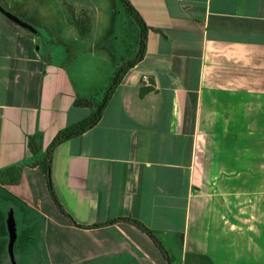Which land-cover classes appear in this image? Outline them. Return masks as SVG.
I'll use <instances>...</instances> for the list:
<instances>
[{"label": "crops", "instance_id": "0c3cea01", "mask_svg": "<svg viewBox=\"0 0 264 264\" xmlns=\"http://www.w3.org/2000/svg\"><path fill=\"white\" fill-rule=\"evenodd\" d=\"M128 1L156 30L145 56L99 123L53 156L60 203L90 228L55 205L56 214L37 212L39 264H168L135 226L96 227L127 218L155 231L173 264H264V0ZM5 17L0 170L24 168L18 185L0 187L36 209L43 200L33 187L46 181L33 164L61 130L93 113L75 100L106 91L137 55H97L91 36L76 33L69 47L89 44L90 60L73 66L68 52L57 62L53 50L36 49L37 32ZM143 86L154 90L142 97ZM35 135L39 156L28 146Z\"/></svg>", "mask_w": 264, "mask_h": 264}, {"label": "rangeland", "instance_id": "374dc122", "mask_svg": "<svg viewBox=\"0 0 264 264\" xmlns=\"http://www.w3.org/2000/svg\"><path fill=\"white\" fill-rule=\"evenodd\" d=\"M0 4L8 13L37 31L36 49L40 50V54L47 53L49 49L53 50L57 62H63L68 52L74 54L73 66L81 63L80 59L90 60L92 52L89 44L82 46L80 42L81 51L77 44L70 47L68 45L74 42L78 33L72 22L86 16L90 19L92 28L89 43L93 44L97 55L111 52L132 58L131 55L136 57L138 54L140 27L132 19L122 0H0ZM54 43L57 45L54 46ZM80 66L79 71L85 70V65ZM76 70L74 68L73 72ZM94 81L95 79H89L90 87ZM92 94L94 95L90 99L100 102L105 91L96 90ZM33 188L35 196L43 200L42 205L36 209L26 206L8 190L0 187V264H39L40 258L37 256L41 226L38 224L37 212L48 215L58 212L49 197L46 184L43 187L34 185ZM11 213L17 236L13 249L14 260L9 253L8 220Z\"/></svg>", "mask_w": 264, "mask_h": 264}, {"label": "trees", "instance_id": "16d2710c", "mask_svg": "<svg viewBox=\"0 0 264 264\" xmlns=\"http://www.w3.org/2000/svg\"><path fill=\"white\" fill-rule=\"evenodd\" d=\"M125 4L130 16L135 21V23L140 27V43H139V51L137 54V57L131 61H128L124 63L115 73L113 76L111 82L109 83L105 94L100 102H96L90 98H80L75 100L74 106L75 107H81V108H90L93 109V113L91 116L87 117L86 119L75 123L63 130H61L53 139L51 144L49 145L47 151L45 154L42 155V157L33 164V167H38L40 172L45 178L47 189L49 192V195L52 199V202L54 203L56 209L58 212L69 219L72 223H74L79 228L88 229L90 227H84L81 225H78L74 219L65 211L64 207L60 203L57 194L55 192L53 182H52V164H53V156L54 152L61 144L65 143L66 141H69L71 139L77 138L78 136L82 135L83 133L87 132L91 128L95 127L99 121L101 120L103 113L105 111V108L107 107L109 101L111 100L114 92L116 91L117 87L123 82L125 76L127 73L136 65L140 60L143 59L146 53V44H147V37L149 34V31L154 29H151L147 27L142 17L139 15V13L135 10V8L130 4L128 0H122ZM1 13V12H0ZM8 21L12 22L10 19L5 17ZM72 26L77 30L79 36L81 38H87L90 36L92 32L91 28V21L86 16L85 18L76 19L72 22ZM24 29V28H23ZM28 32H31L27 29H25ZM153 87H147L143 86L140 92V95L143 97L146 94L153 91ZM29 149L31 153L34 156H39L42 152V145H41V138L39 135H35L29 138L28 142ZM23 166L21 165H13L9 166L5 169L0 170V184L3 186L7 185H18L21 181L22 174H23ZM126 222L129 223L139 230H141L143 233L148 235L155 243L161 254L163 255L165 261L168 264H173V259L170 256L169 252L166 250V248L163 246L161 241L156 235L155 231H152L148 227H146L142 222L137 221L135 219H115L112 221H109L107 223H102L96 225V227H105L117 224L119 222Z\"/></svg>", "mask_w": 264, "mask_h": 264}, {"label": "water", "instance_id": "95a60500", "mask_svg": "<svg viewBox=\"0 0 264 264\" xmlns=\"http://www.w3.org/2000/svg\"><path fill=\"white\" fill-rule=\"evenodd\" d=\"M0 12L2 14H4L8 19H10L11 21H13L15 24L19 25L20 27L27 29L33 33H36L37 31L27 25L26 23L22 22L21 20H19L17 17H15L14 15H12L11 13H8L0 4ZM8 230H9V253L11 255L12 260H14V254H13V249H14V244L16 241V227H15V221H14V217L13 214L11 213L9 215V220H8ZM15 264V263H13Z\"/></svg>", "mask_w": 264, "mask_h": 264}]
</instances>
